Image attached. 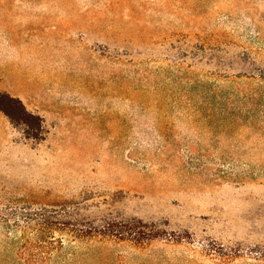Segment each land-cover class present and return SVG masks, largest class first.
Here are the masks:
<instances>
[{"label": "rangeland", "instance_id": "rangeland-1", "mask_svg": "<svg viewBox=\"0 0 264 264\" xmlns=\"http://www.w3.org/2000/svg\"><path fill=\"white\" fill-rule=\"evenodd\" d=\"M0 93V264H264V0H0Z\"/></svg>", "mask_w": 264, "mask_h": 264}, {"label": "trees", "instance_id": "trees-1", "mask_svg": "<svg viewBox=\"0 0 264 264\" xmlns=\"http://www.w3.org/2000/svg\"><path fill=\"white\" fill-rule=\"evenodd\" d=\"M0 111L12 121L27 126H29L31 119H34V117L32 118V115L26 112L24 105L20 100L3 93H0ZM32 138L37 139L38 137L34 135Z\"/></svg>", "mask_w": 264, "mask_h": 264}]
</instances>
